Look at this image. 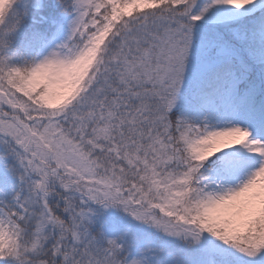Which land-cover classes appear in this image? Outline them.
Masks as SVG:
<instances>
[{
	"label": "snow or ice",
	"instance_id": "snow-or-ice-1",
	"mask_svg": "<svg viewBox=\"0 0 264 264\" xmlns=\"http://www.w3.org/2000/svg\"><path fill=\"white\" fill-rule=\"evenodd\" d=\"M0 264H264V0H0Z\"/></svg>",
	"mask_w": 264,
	"mask_h": 264
}]
</instances>
